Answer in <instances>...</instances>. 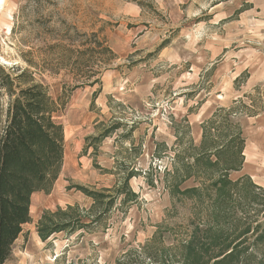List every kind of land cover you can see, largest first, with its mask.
I'll return each mask as SVG.
<instances>
[{
	"label": "rangeland",
	"instance_id": "rangeland-1",
	"mask_svg": "<svg viewBox=\"0 0 264 264\" xmlns=\"http://www.w3.org/2000/svg\"><path fill=\"white\" fill-rule=\"evenodd\" d=\"M39 83L58 104L63 163L32 193L5 264H158L165 249L181 259L195 225L214 222L216 174L194 166L181 180L207 126L215 142L237 129L244 142L227 174L241 181L218 197L221 232L264 223V0H0V133L9 101ZM131 172L126 200L117 190ZM179 180L202 194H176ZM43 213L74 229L43 241Z\"/></svg>",
	"mask_w": 264,
	"mask_h": 264
},
{
	"label": "trees",
	"instance_id": "trees-1",
	"mask_svg": "<svg viewBox=\"0 0 264 264\" xmlns=\"http://www.w3.org/2000/svg\"><path fill=\"white\" fill-rule=\"evenodd\" d=\"M9 94L12 96L14 92ZM56 104L48 98L46 88L40 83L20 88L9 101L7 120L0 133V264H5L10 258L16 238L21 234L23 225L30 220L32 193L48 191L57 179L63 163L62 126L52 117L53 112L58 109ZM213 129V126L204 127L193 165L182 164L185 176L181 180L193 175L190 168L194 166L200 171L213 173V176L216 174L211 185L215 190V197L214 200H209L206 212L214 222L195 225L188 238L180 243L181 259H176L165 249L161 253V260H156L158 264H264L261 251L264 245V223L259 218L255 219L253 226L247 224L232 237L228 234L224 236L221 232L222 222L219 219L226 213L221 206V198L218 200V197L235 190L241 181V178L231 181L227 174L241 166L244 142L238 129L231 140L215 142ZM210 153L214 159L204 161L202 155L208 157ZM126 175L117 195L123 194L124 199L132 200L136 192L130 188L128 181L133 174L131 172ZM179 183L180 180L172 186L176 194H202L201 189L195 186L178 189ZM76 187L93 195L95 202L105 198L103 204L106 207L114 202V197L109 195L87 191L79 185ZM58 214L55 213L54 216ZM79 222L77 219V223ZM37 224L38 236L43 241L52 233L74 229L67 219L59 223L53 222L52 216L47 213H43ZM78 226L85 225L80 222ZM157 239L155 232L150 240Z\"/></svg>",
	"mask_w": 264,
	"mask_h": 264
}]
</instances>
